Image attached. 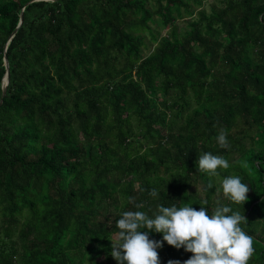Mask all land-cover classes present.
Here are the masks:
<instances>
[{
	"label": "trees",
	"instance_id": "trees-1",
	"mask_svg": "<svg viewBox=\"0 0 264 264\" xmlns=\"http://www.w3.org/2000/svg\"><path fill=\"white\" fill-rule=\"evenodd\" d=\"M29 1L0 0V264H118L120 213L205 199L247 217L248 264H264V0ZM203 152L230 167L199 172ZM229 175L249 186L243 206L208 188Z\"/></svg>",
	"mask_w": 264,
	"mask_h": 264
},
{
	"label": "clouds",
	"instance_id": "clouds-1",
	"mask_svg": "<svg viewBox=\"0 0 264 264\" xmlns=\"http://www.w3.org/2000/svg\"><path fill=\"white\" fill-rule=\"evenodd\" d=\"M216 142L222 149L231 147L224 128L219 129ZM197 165L198 171L210 178L219 176L218 169L227 170L230 167L225 157L212 152L200 153ZM242 167H247V164H242ZM213 186L217 193L222 190L223 197L232 203L243 206L248 200L249 186L239 176L223 178L218 187L210 180L208 188ZM149 195L157 198L159 192L153 188ZM128 202L136 209L144 207L132 197ZM207 204L208 201L203 200L199 210L192 204L168 207L158 204L151 216L139 210L123 211L116 220L119 231L110 239L111 256L118 264H160L157 249L163 247L166 241L170 246L192 253L184 264H248L254 247L252 237L241 226L248 222L247 217L219 200L210 215L204 206ZM144 229L147 231H142ZM151 232L162 233L163 240L150 239ZM168 264L178 262L170 260Z\"/></svg>",
	"mask_w": 264,
	"mask_h": 264
},
{
	"label": "rangeland",
	"instance_id": "rangeland-1",
	"mask_svg": "<svg viewBox=\"0 0 264 264\" xmlns=\"http://www.w3.org/2000/svg\"><path fill=\"white\" fill-rule=\"evenodd\" d=\"M150 1V0H149ZM213 0H203V6L208 10L209 9V5H210V3L212 2ZM153 28H155L156 27V25L155 24H153V23H151L150 24ZM177 25H178V27H179V29L181 30V29H184L185 28V23H184V20H182V19H180V20H177ZM167 30H168V28L167 27H165V28H163V29H159V31H160V34H164V33H166L167 32ZM143 36H144V41H145V44L146 45H144L143 47H142V54L143 55H147L151 50H152V48H153V46H154V42L151 40V37H150V35L147 33V32H144L143 33ZM158 98H162V96L161 95H159L158 96ZM158 105L159 106H161L162 104L161 103H158ZM195 106V104H194V102H193V100L191 99V98H189V105H188V107H187V111H185L184 113H183V115H182V118L181 119H183L184 117H185V115L190 111V109L191 108H193ZM177 122H180V120H176ZM197 183V182H196ZM220 194H222V192H220V193H215V195H214V197H219V195ZM20 220H21V223L23 222V216H20ZM18 228H19V224H18ZM115 235H113V237H114ZM15 238L17 239V242H19V239H18V236H17V234L15 235Z\"/></svg>",
	"mask_w": 264,
	"mask_h": 264
},
{
	"label": "water",
	"instance_id": "water-1",
	"mask_svg": "<svg viewBox=\"0 0 264 264\" xmlns=\"http://www.w3.org/2000/svg\"><path fill=\"white\" fill-rule=\"evenodd\" d=\"M32 1H35V0H30L29 2H32ZM29 2H28V3H29ZM21 23H22V14H20V19H19V22H18L17 27H18ZM11 36H12V35L9 36V39L11 38ZM7 44H8V42H7L6 45H5V50H6ZM3 60H4V65H5L6 72H5V74H4L3 78H2L3 89H2V93H1V97H0V104L2 103V98L4 97L5 92H6V86H7V84H8V75H9V74H8V60H7L6 55H4Z\"/></svg>",
	"mask_w": 264,
	"mask_h": 264
}]
</instances>
